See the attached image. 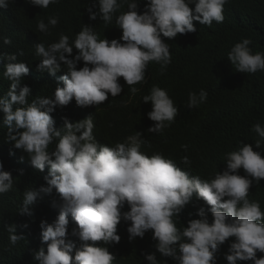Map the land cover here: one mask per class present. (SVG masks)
<instances>
[{
    "label": "clouds",
    "instance_id": "9594fccd",
    "mask_svg": "<svg viewBox=\"0 0 264 264\" xmlns=\"http://www.w3.org/2000/svg\"><path fill=\"white\" fill-rule=\"evenodd\" d=\"M0 130V264H264V0H0Z\"/></svg>",
    "mask_w": 264,
    "mask_h": 264
},
{
    "label": "trees",
    "instance_id": "16d2710c",
    "mask_svg": "<svg viewBox=\"0 0 264 264\" xmlns=\"http://www.w3.org/2000/svg\"><path fill=\"white\" fill-rule=\"evenodd\" d=\"M154 77L159 83L168 86L170 89H174V88L182 86V82L179 79H176V78H174L172 76H158V75H155ZM69 121L76 122L77 120L70 119ZM95 125H96V129L94 127L93 134L97 138V140L100 143L112 144L113 143L112 136H113V133H114L113 129L112 128H100V127L97 128V124H95ZM1 141H2V132L0 130V142ZM37 183H38V180H37V178L35 176L28 175L26 181H24V183L22 185L25 186V187H30V186L35 185ZM40 209L42 210L43 213H47V210L44 207V205H41Z\"/></svg>",
    "mask_w": 264,
    "mask_h": 264
},
{
    "label": "bare ground",
    "instance_id": "6f19581e",
    "mask_svg": "<svg viewBox=\"0 0 264 264\" xmlns=\"http://www.w3.org/2000/svg\"><path fill=\"white\" fill-rule=\"evenodd\" d=\"M12 156V155H11Z\"/></svg>",
    "mask_w": 264,
    "mask_h": 264
}]
</instances>
